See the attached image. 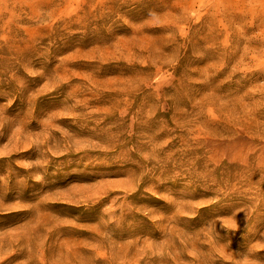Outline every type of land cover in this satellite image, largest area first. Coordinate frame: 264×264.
Here are the masks:
<instances>
[{
	"label": "rangeland",
	"instance_id": "rangeland-1",
	"mask_svg": "<svg viewBox=\"0 0 264 264\" xmlns=\"http://www.w3.org/2000/svg\"><path fill=\"white\" fill-rule=\"evenodd\" d=\"M0 264H264V0H0Z\"/></svg>",
	"mask_w": 264,
	"mask_h": 264
}]
</instances>
